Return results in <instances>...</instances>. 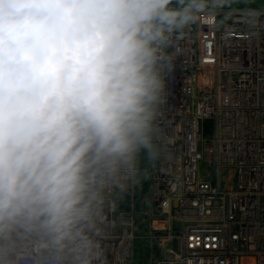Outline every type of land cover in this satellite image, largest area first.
<instances>
[{"label":"clouds","instance_id":"1","mask_svg":"<svg viewBox=\"0 0 264 264\" xmlns=\"http://www.w3.org/2000/svg\"><path fill=\"white\" fill-rule=\"evenodd\" d=\"M230 2L0 0V264H108V207L165 154L174 38Z\"/></svg>","mask_w":264,"mask_h":264},{"label":"built area","instance_id":"2","mask_svg":"<svg viewBox=\"0 0 264 264\" xmlns=\"http://www.w3.org/2000/svg\"><path fill=\"white\" fill-rule=\"evenodd\" d=\"M169 52L165 154L142 202L136 183L108 207V264L138 239L146 264H264V6L229 3Z\"/></svg>","mask_w":264,"mask_h":264},{"label":"rangeland","instance_id":"3","mask_svg":"<svg viewBox=\"0 0 264 264\" xmlns=\"http://www.w3.org/2000/svg\"><path fill=\"white\" fill-rule=\"evenodd\" d=\"M260 2V0H257ZM246 6H252V4H248V2H245ZM258 5V4H256ZM202 172H205L204 167L202 166ZM151 186V180L148 178V176H144L138 183H137V190H136V200L138 202H142L143 198L146 197V195L149 193V189ZM146 245L145 242L141 239H138L136 241L135 245V253L133 257V261L131 264H146Z\"/></svg>","mask_w":264,"mask_h":264},{"label":"trees","instance_id":"4","mask_svg":"<svg viewBox=\"0 0 264 264\" xmlns=\"http://www.w3.org/2000/svg\"><path fill=\"white\" fill-rule=\"evenodd\" d=\"M230 4L244 5L245 2L243 0H231ZM203 127H204V133L206 135L209 134L212 131V123H211V121L208 120V119L205 120ZM123 196H124L125 199L123 201L124 204H122V205H127V203H126L127 193H125Z\"/></svg>","mask_w":264,"mask_h":264},{"label":"crops","instance_id":"5","mask_svg":"<svg viewBox=\"0 0 264 264\" xmlns=\"http://www.w3.org/2000/svg\"><path fill=\"white\" fill-rule=\"evenodd\" d=\"M244 2H248V4H252L253 7H257V6H264V0H260L257 1V0H243ZM258 4V5H256ZM245 5V4H244Z\"/></svg>","mask_w":264,"mask_h":264},{"label":"water","instance_id":"6","mask_svg":"<svg viewBox=\"0 0 264 264\" xmlns=\"http://www.w3.org/2000/svg\"><path fill=\"white\" fill-rule=\"evenodd\" d=\"M158 189V185L157 184H155V190H157Z\"/></svg>","mask_w":264,"mask_h":264}]
</instances>
